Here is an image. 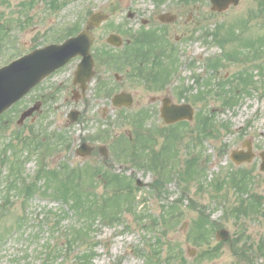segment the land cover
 Wrapping results in <instances>:
<instances>
[{"label": "rangeland", "instance_id": "1", "mask_svg": "<svg viewBox=\"0 0 264 264\" xmlns=\"http://www.w3.org/2000/svg\"><path fill=\"white\" fill-rule=\"evenodd\" d=\"M125 4L0 0V66L30 52L29 32L36 27L45 35L35 47L59 43L65 39L59 35L75 33L73 25L83 29L100 11L113 13L104 31L119 33ZM140 4L152 10L151 1ZM201 7V2L191 6L205 15ZM259 7L264 0H241L221 15L210 10L201 27L174 34L188 32L187 42L176 45L171 82L179 102L194 108L193 122L168 127L157 115L141 123L130 117L141 107L120 112L106 102L107 107L90 109L82 124L71 123L67 117L74 105L59 110L64 107L59 97L37 119L21 120L37 92L4 113L0 264H264V12L258 13ZM33 136L44 141L41 150L31 147ZM82 138L95 153L79 155ZM244 143L255 157L238 166L230 156ZM242 167L250 172L243 192L241 181L238 189L227 180L232 169ZM220 229L231 241L216 238Z\"/></svg>", "mask_w": 264, "mask_h": 264}, {"label": "flooded vegetation", "instance_id": "2", "mask_svg": "<svg viewBox=\"0 0 264 264\" xmlns=\"http://www.w3.org/2000/svg\"><path fill=\"white\" fill-rule=\"evenodd\" d=\"M149 1L153 3L152 10L141 9L142 4L140 3H144L145 0H126L127 18L126 22L122 24V29L119 28V33L104 31L105 25L110 21L113 13L109 14L110 19L107 22L92 27L91 33L94 37L90 49L93 59L92 76L87 80H76L84 57L78 55L72 58L65 66L56 70L28 93L26 97L36 92L38 94L32 100V107L27 110L30 112L27 118L37 119L40 117L50 108L48 106L51 103L56 102L58 97L61 100L64 98V107L59 110L68 108V105H74V109L70 110L67 118L71 123L81 124L86 121V114L90 109L107 107L106 102L120 112H127L137 106L141 107L137 114L130 116L134 120H140L141 123L146 119L153 120L157 115L162 119V111L166 105L171 107L188 104L185 101L179 102V90L171 82L177 70L176 45L187 42L188 34L186 33L188 32L181 37L174 34L178 30L188 27H192V29L201 27L206 20L210 19V10L213 14L219 15L226 11L216 12L212 0ZM200 2L205 15L200 13L199 8L196 11L191 8ZM233 7L230 6L229 10ZM96 13L105 12L98 11ZM86 26L87 23L81 29L73 25L70 29L75 30V33L58 36V38L65 37L63 41L35 47L42 41L40 38L45 35V32L40 33V29L36 27L29 32L31 42L28 43L27 48L32 52L37 48L62 44L68 39L78 36ZM112 35L121 37L119 46L108 43L109 37ZM248 56L249 53L246 58ZM186 91L187 89L183 88L180 94L185 95ZM145 93L148 95H142ZM117 97L124 99L117 100ZM57 108L54 109L58 110ZM73 112H76L77 115L75 121L70 117ZM162 121L164 122L163 119ZM172 126L175 125H170V127ZM30 138L32 139L31 146L33 144V147L41 150L44 141H41L37 136ZM84 143H86L85 138H82L80 146L85 145ZM85 146L90 150L89 155L95 153L94 148ZM100 150V153L106 156L107 151L104 148Z\"/></svg>", "mask_w": 264, "mask_h": 264}, {"label": "water", "instance_id": "3", "mask_svg": "<svg viewBox=\"0 0 264 264\" xmlns=\"http://www.w3.org/2000/svg\"><path fill=\"white\" fill-rule=\"evenodd\" d=\"M214 10L220 12L226 10L230 4L238 5L239 0H212ZM109 16L97 13L90 17L88 25L84 32L76 38L66 41L63 45H52L44 49L36 50L30 55L0 69V116L10 109L14 104L24 98L30 90L38 85L43 79L55 70L64 66L72 58L81 55L84 57L81 70L76 75V80H87L92 76L93 60L90 54V48L93 43V36L90 32L92 27H97L103 22L108 21ZM115 46L120 45V38L111 36L108 41ZM117 100L124 99L117 97ZM30 112H26L22 116V120L29 116ZM71 119L75 121L77 115L75 112L71 114ZM162 117L166 124H174L179 121H193L194 111L188 105L164 107ZM248 152L234 151L231 159L238 165L250 163L254 157L250 146H246ZM90 150L86 146H82L78 153L88 155ZM261 170L264 171V153L261 155ZM141 186V183H138ZM217 238L224 242L230 238L226 230H220ZM194 253H192L193 255Z\"/></svg>", "mask_w": 264, "mask_h": 264}, {"label": "trees", "instance_id": "4", "mask_svg": "<svg viewBox=\"0 0 264 264\" xmlns=\"http://www.w3.org/2000/svg\"><path fill=\"white\" fill-rule=\"evenodd\" d=\"M14 181H15V180L12 179L11 183H14ZM30 195H31V194L26 195V196H30ZM110 201H111V200H110ZM110 201H109V202H110ZM257 249H258V248H257Z\"/></svg>", "mask_w": 264, "mask_h": 264}]
</instances>
